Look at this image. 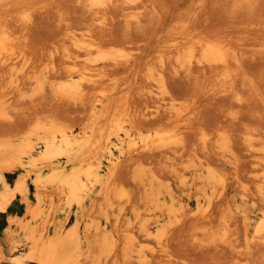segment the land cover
<instances>
[{
	"label": "bare ground",
	"instance_id": "6f19581e",
	"mask_svg": "<svg viewBox=\"0 0 264 264\" xmlns=\"http://www.w3.org/2000/svg\"><path fill=\"white\" fill-rule=\"evenodd\" d=\"M112 138L102 178L89 159ZM32 172L37 203L100 184L166 224L114 218L83 250L76 222L44 237L8 217L29 245L13 264H264V0H0V212Z\"/></svg>",
	"mask_w": 264,
	"mask_h": 264
},
{
	"label": "rangeland",
	"instance_id": "374dc122",
	"mask_svg": "<svg viewBox=\"0 0 264 264\" xmlns=\"http://www.w3.org/2000/svg\"><path fill=\"white\" fill-rule=\"evenodd\" d=\"M80 133H81V130H79V127H76V129L74 131L75 136L77 134H78L77 136H80ZM132 134L133 135H131V136H132L133 139L137 138V135L135 133L132 132ZM116 143H118V140L115 139V138L110 139V141H105L104 143H99V146L94 149L95 155L91 159H89L90 160L89 163L94 164V167L99 169V170H97V172L99 173V175L102 178H104V176L107 175L105 173L109 172L110 165H111V162H110V158L111 157L108 155L109 154V152H108L109 149L112 150V153L114 155V156H112L113 158L115 156H119V150L117 151L116 150V146H115ZM39 150H40V148H36L34 150V152H33V155H35V156L38 155L39 154ZM102 150H103V152H102ZM106 153H107V155H106ZM117 153H118V155H116ZM125 157L126 156H121V159L125 160ZM55 165L59 166L60 169H63L64 171H67V170L71 169L73 164L67 162L66 159H61ZM40 170H41L42 173H46L49 170V168H47V167L45 168L44 167V168H41ZM22 172H26V170L22 169V170H16V171L11 172V173H5L6 183L8 185H12L13 182H14V179ZM33 177H35V173L34 172H32L27 178L26 182L28 184L29 190H28V192H27V194L25 196L21 197V199L25 202L27 207L31 206V205L39 207L41 209V212H42L41 214H43V215H40L39 217H37V219L36 218L32 219L31 217H29V214L25 213L21 219L24 222H26V221L30 222L29 226L34 228L37 231L38 235L41 233V235L44 236V237H47L48 234L49 235H54V232H55L56 228H57V230L60 233H62L63 231L66 230V228H68L72 224H75V222H76L78 224L79 233L82 234V235L80 234V237H81V246H82L83 250H85L86 247H87L86 237L88 238L90 236V234H93L96 231L95 229H96L97 224H98L97 230H101L102 229V230L110 231V230H113V226H114L115 221H116V224H118L121 227V229H125L126 230L129 227L128 226V222L134 223V222H137L138 219H140V220H145V221H148V222H150V220H151V223H152L154 220H156V217L158 218V215L160 213L159 209L154 208L152 205L148 206L145 203H142L140 201L135 202V204H134L135 206L131 205L132 206L131 207L130 206L131 203H129V204L126 203L124 205V203H125V202L123 203L124 200L116 201V200H114L112 198H111L112 200H109V199L106 198V196H104V191H103V189H101L100 184L91 185L93 188L90 186V184L88 185V186H90L89 187L90 189L87 188L85 190L84 193L86 194V197H85L84 193L82 194V195H84L83 196L84 200L82 201L83 203L81 204V206H78V207H77V205L75 206L74 204L68 205L67 201H65L66 200V196L64 194L59 193V191L57 189H54L53 187H46V188L44 187V188H42V190H41V192H42V200L40 201V203H37L35 201V197H34L36 188L32 185V178ZM44 189H45V191H44ZM0 190H1V186H0ZM59 194H61V195H59ZM95 194H97V195H95ZM182 195H183V200H182L183 204H185L186 206L188 205V208H190V209H191V206H192V208L195 207L194 206L195 205L194 201L191 202V200L188 201L187 198L185 199V197H186L185 193L184 194L182 193ZM96 196L98 198H95ZM92 198H93V200H92ZM105 198H106V200H105ZM48 200H49V202H48ZM89 200H91V201H89ZM112 201H114V204L117 203V205L115 206ZM237 203H239V201H237ZM19 204L20 203H19V197H18L16 200H14L13 204L10 207V210L11 211H16V212L20 211L21 206ZM94 204L97 205V206H95ZM99 204H101V205H99ZM50 205H51V207H50ZM104 205H105V207H107L106 208L107 210H104L105 209ZM118 205H119V207H117ZM56 206H58V207H56ZM87 206L90 207V210H89V207H87ZM137 206H139V207H137ZM141 206H142V208H141ZM102 207H103V209H102ZM112 207H114V209ZM130 208H131L132 211L130 210ZM84 209H86V210H84ZM95 209H96L97 212L95 211ZM140 209H142V210H140ZM151 209H152V212H151ZM109 210H110V212H109ZM136 210H137L138 215L139 216L141 215L140 216L141 218L140 217H138L137 219L135 218L134 214L136 213ZM105 211H106V213H105ZM142 213H144V214H142ZM46 214H47V216H46ZM90 216H92V217L94 216V217L93 218L91 217L92 218L91 219ZM114 218H115V221H114ZM29 219H30V221H29ZM94 219H96V220H94ZM97 219H98V221H97ZM91 221H92V223H90ZM255 221H256V219H255ZM255 221L252 223V225L255 223ZM50 222L53 224V226L50 224ZM82 224H83V226H82ZM94 224H95V226H94ZM152 224L154 226L151 225L150 230L155 231L162 224L163 225L166 224V218H161V219L159 218V222L155 223L156 225L154 223H152ZM88 225H90V226H88ZM86 227H88V229H90V230L86 229ZM84 228H85V231H83ZM18 230H19V226L16 223L15 224H11V225H9L8 229L6 231H4V233L1 235L2 239L0 240V248H1V252H2V257L0 258V264H13V261H12L11 257L14 256V255H22L28 249L29 245L25 242L24 236L22 235L23 232L21 230H19V231ZM42 231L44 233H42ZM46 232H47V234H46ZM251 232H252V230H251ZM26 264H35V263L27 261Z\"/></svg>",
	"mask_w": 264,
	"mask_h": 264
},
{
	"label": "crops",
	"instance_id": "0c3cea01",
	"mask_svg": "<svg viewBox=\"0 0 264 264\" xmlns=\"http://www.w3.org/2000/svg\"><path fill=\"white\" fill-rule=\"evenodd\" d=\"M19 197V205L21 206L20 211L16 212V211H11L10 207L13 204L14 200H16ZM21 195H17L12 201L11 203L8 205L7 210L5 212H0V240L2 239L1 235L4 233V231H6L9 227V223L7 221L8 217H23V215L25 214L24 211H26V204L24 203V201L21 199ZM25 204V205H24Z\"/></svg>",
	"mask_w": 264,
	"mask_h": 264
}]
</instances>
